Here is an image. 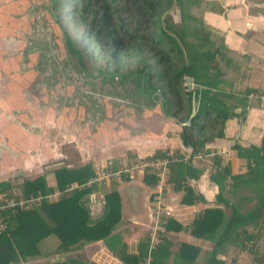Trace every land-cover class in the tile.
<instances>
[{"label": "trees", "instance_id": "obj_1", "mask_svg": "<svg viewBox=\"0 0 264 264\" xmlns=\"http://www.w3.org/2000/svg\"><path fill=\"white\" fill-rule=\"evenodd\" d=\"M51 3L56 14L61 8L69 22L82 25L76 31L82 45L97 51L105 63L119 69L125 58L131 59L127 61L134 71L144 72L146 78L152 79L154 89L165 99L161 103L164 115L184 121L194 93L197 111L191 123L181 126L178 132L190 157L204 153L205 145L223 136L224 122L231 113L221 100V92L216 90L218 47L191 12L200 0H51ZM173 11L178 16L176 21L169 14ZM185 77L191 78L194 86L191 90L185 89ZM231 149L243 160V171L231 174L229 164L221 165L219 157L213 155L214 168L209 177L217 186L216 205L202 208L187 225L188 231L210 243L200 264H223L220 256L227 246L236 253L248 254L255 264H264V135L258 145L234 143ZM160 158L167 159V183L173 190L182 191L180 202L195 201L198 196L185 183L196 179L201 170L190 165L189 159H183L178 150L169 153L167 149H156L144 159ZM84 168L81 173L78 168L54 169V186L48 185L43 176L23 179L18 184L0 182V191L8 194L17 187L23 197L59 192L56 200L41 198L29 208L1 213L6 227L0 230V264H16L27 257L45 254L50 250L44 243L49 234L57 238L53 248L59 247L61 252L102 239L120 264H140L147 256L148 264H196L198 247L167 238L165 231L182 228L172 219L162 224L163 230L150 249L145 235L137 242L135 253H129L120 235L113 232L119 220L114 190L104 194L101 216L90 219L83 202L91 189L86 184L89 175L84 174ZM144 176L155 182L153 175ZM77 179H82L81 185L70 187ZM43 264L95 263L86 260L83 254H76Z\"/></svg>", "mask_w": 264, "mask_h": 264}, {"label": "crops", "instance_id": "obj_2", "mask_svg": "<svg viewBox=\"0 0 264 264\" xmlns=\"http://www.w3.org/2000/svg\"><path fill=\"white\" fill-rule=\"evenodd\" d=\"M33 1L38 5L41 3L40 0L28 3L0 0V182L18 184L19 176L31 175L32 178L43 176L48 185L54 186V169L78 168L81 173L85 167L84 174L89 175L86 184L91 185V189L83 202L90 219L101 216L104 194L114 190L118 196L119 220L113 232L120 235L128 252L134 254L137 242L145 235L148 237L156 180L151 182L137 171L98 179L100 172L141 161L156 149H167L169 153L178 150L183 159H189L190 165L201 170L196 179H188L185 183L198 198L189 204L181 203L182 191L173 190L167 183L166 170L159 199L167 211L162 217L163 223L172 219L182 228L165 233L171 241L196 246L201 252L208 250L209 241L191 235L187 225L202 208L216 205L217 186L209 177L214 168L212 157L217 155L221 165L228 163L231 174H238L244 169L243 160L236 157L231 146L234 143L258 145L264 135V105L248 106L243 97L249 91L264 92V0H200L191 9L218 47L216 90L221 92V100L231 113L224 122L223 136L205 145L204 153L191 157L189 149L181 144L179 128L173 122L177 121L175 116H165L168 121L156 115L149 116L151 126L142 120L135 121L133 128H149L141 135L138 130L124 127L112 130L107 125L98 131H90L81 119L79 109L67 112L63 106L62 111L54 113L45 96L36 91V79L43 77L40 73L43 66L37 64L38 71L32 68V59L37 54L28 51L26 46L34 37L31 34H37L25 15L30 9L36 12L31 5ZM46 20L43 18L44 22ZM38 23L42 34L38 33L36 39L44 37L43 25ZM193 87L191 82L189 90ZM192 96L196 105L193 92L191 100ZM57 112L60 117H56ZM53 119L58 124H54ZM56 127L61 129L57 133ZM35 132L40 135L39 144L35 143L38 139ZM116 150L121 151L119 155H113ZM20 171L21 175H15ZM70 187L78 186L72 183ZM44 241L49 243L47 238ZM77 252L95 264H120L105 248L102 239L61 252V259L73 257L75 254L72 253Z\"/></svg>", "mask_w": 264, "mask_h": 264}, {"label": "flooded vegetation", "instance_id": "obj_3", "mask_svg": "<svg viewBox=\"0 0 264 264\" xmlns=\"http://www.w3.org/2000/svg\"><path fill=\"white\" fill-rule=\"evenodd\" d=\"M39 1V0H38ZM39 5L37 1L33 4V9L35 15L40 20V8L43 5V1L40 0ZM48 5L53 11V18L50 20L46 17V22L42 23L43 27V36H39L37 33H32L33 38L27 41L26 46L29 47L28 51H34L37 53V57L32 59L33 65L32 68L35 71L37 69V64H42L43 69L41 74L42 78L36 79V84L38 85L36 90L42 94L46 102L54 110V113L58 110L62 111L68 107L67 104H62L64 91L70 92L71 98L70 103L74 106V110L77 111L80 108V103L85 101H94L97 97L101 98H111V96H124L130 95V97H138L139 99L149 97L148 90L151 91V96L156 98L157 93H160L159 90L154 89L155 82L149 78H143L145 75L144 72H136L134 70L124 72L120 69H114L112 64L104 63L99 67L96 66V63L87 62L86 59L82 58L79 49L75 46L82 45L83 41L78 36L75 40L67 35L65 29L61 24V19L59 14H56L52 8L51 0H48ZM47 13L46 11H44ZM46 16V14H45ZM50 21H54L53 27ZM58 26L63 33V37L54 31V26ZM49 27V32L46 30ZM88 48L87 45H82V50ZM26 50V51H27ZM29 62V61H28ZM28 67V65H27ZM64 82L70 84V87H66ZM147 82V84H146ZM161 94V93H160ZM76 101L74 102V100ZM43 108V104H41ZM62 105V106H61ZM69 106V108L71 107ZM61 107V108H60ZM175 109L173 108L172 113ZM57 115L60 117V113L57 112ZM54 124L56 121L53 119ZM58 124V122L56 123ZM55 126V125H54ZM61 129L56 127L54 131L57 133ZM36 133V132H35ZM35 143L39 144L40 135L36 133ZM38 148V147H37ZM36 147L33 149L32 154H36ZM17 173V172H16ZM15 175H21V171Z\"/></svg>", "mask_w": 264, "mask_h": 264}, {"label": "water", "instance_id": "obj_4", "mask_svg": "<svg viewBox=\"0 0 264 264\" xmlns=\"http://www.w3.org/2000/svg\"><path fill=\"white\" fill-rule=\"evenodd\" d=\"M20 1L22 0H19V2ZM28 1H32V0H23V2L25 3H28ZM42 1H43V5L41 6L42 9H40V13H39L40 17L42 18V20L43 18L46 17L51 20L54 16H53V11L50 9L48 5L49 4L48 0H42ZM33 2L35 3V1ZM44 11L46 12L48 11V12L45 13ZM25 15L27 20L33 26L34 31L42 34V30L38 28L39 21L35 13H33V11H31L30 9L29 11L28 10L26 11ZM50 23L53 27L54 21H50ZM54 28H55L54 31L56 33L59 32V34L61 35L60 37H63V33L61 32L60 28L56 25L54 26ZM46 30L49 32V27ZM144 78L146 77L144 76ZM64 85L67 88L72 87L67 82H64ZM190 85H191V78L185 77L184 78L185 89L189 90ZM65 91L63 93V96H61L63 98L62 103L68 105L65 111L67 112L74 111V107H72L74 105L69 104L71 94L70 92H65ZM148 92H149V97L147 96L146 98H142V99H139L138 97L133 98L130 97V95H124L119 97L113 95L111 96L110 99L101 98L98 96L96 100L92 101V103L91 101H85V99H83V102L80 103V108L78 110V113L82 117L81 119H83L84 124L88 125V127L91 128L90 131H93L92 129H94V131L96 130L98 131L100 130V128H102V126L107 125V127H109L112 130L121 129L122 127H124L129 130L132 129L138 130L139 132H141V135H144V133L148 132L149 128L138 127V126H135L133 128V123H135V121L142 120V122L146 123V125L149 124L151 126L152 119L149 118V116L152 115H156L165 121L169 120V118H167L169 116L165 117L166 115H164L161 111V103L165 100L162 94L157 93L156 98H153L151 96V91L148 90ZM75 101L76 99L74 100V102ZM69 106L71 107L69 108ZM196 111H197V104L195 105L193 103V96H192V100L190 103V112L187 118L181 122L175 120L173 121L174 124L177 126V128H179V130L181 126L189 125ZM71 117L75 118V115H72Z\"/></svg>", "mask_w": 264, "mask_h": 264}, {"label": "built area", "instance_id": "obj_5", "mask_svg": "<svg viewBox=\"0 0 264 264\" xmlns=\"http://www.w3.org/2000/svg\"><path fill=\"white\" fill-rule=\"evenodd\" d=\"M184 84V83H183ZM246 104H258L264 105V92L261 91H249L244 94ZM197 153L195 155H198ZM167 159L160 158L155 160L142 159L138 162H132L128 166L118 168L116 170L105 169L100 172L101 178H109L120 174H130L132 171H137L142 174H151L155 177V191L153 192V199L155 201L154 208L150 213V225L148 228V248L150 249L155 243L158 233L162 231L163 216L167 215L166 207L160 203V193L162 184L166 177ZM47 195H36L23 197L18 190H12L10 193L0 191V230H4L6 227L5 221L1 215L4 210L10 209L12 211L16 209H26L32 204L38 202L41 198L47 197ZM149 257L147 256L140 264H148Z\"/></svg>", "mask_w": 264, "mask_h": 264}, {"label": "rangeland", "instance_id": "obj_6", "mask_svg": "<svg viewBox=\"0 0 264 264\" xmlns=\"http://www.w3.org/2000/svg\"><path fill=\"white\" fill-rule=\"evenodd\" d=\"M59 2H61V0H57ZM61 6V4L59 5ZM59 10L57 11V13L60 16L61 19V24L63 26V28L65 29V32L67 33V35L73 39H77L78 38V34L76 31H80L82 29V25H78L75 26L72 24V21L69 22V20L67 19L66 15H64V13L61 11V8H58ZM171 20L172 21H176L178 19L177 13L176 11L173 12H169ZM75 46L79 49V52L82 56V58L86 59L87 62H92V63H96V66H100L103 64L104 66V58H102V56L97 52V51H93L90 47L86 48L85 50H82V45H77L75 44ZM125 63L124 65L122 64L120 66V71H124V72H128L133 70L132 64L128 63L127 60H131V59H124ZM186 100L184 99L185 103ZM121 151L116 150L113 155H119ZM49 172V171H46ZM22 177V178H21ZM38 177V176H37ZM19 180L17 182H21V180H23V178L30 180L32 179L31 175H28L27 177L19 176ZM35 178V177H34ZM82 182V179H77L75 180L73 183L74 185H81L80 183ZM17 190L19 191V189L17 188ZM40 195V194H37ZM59 196V192L55 190V192L48 194L47 197H45V199L48 200H56V198ZM47 240L49 243H47L46 241H44L45 244L50 245L51 247L49 251H47L45 254L43 255H36V256H32V257H27L24 260L19 261L16 264H43V262L45 261H50V260H61V248H53V246L56 245V241L57 238L53 235V234H49L47 237ZM204 252V251H203ZM201 251H199V253L196 256V264H200L201 258H202V253ZM73 255L75 254H81L80 252L77 253H72ZM71 256V255H69ZM220 258L223 260V264H255L251 258L249 257L248 254L246 253H241V252H235L232 250V248L230 246H227L224 254L220 256Z\"/></svg>", "mask_w": 264, "mask_h": 264}]
</instances>
